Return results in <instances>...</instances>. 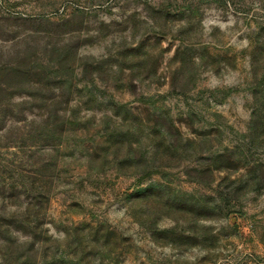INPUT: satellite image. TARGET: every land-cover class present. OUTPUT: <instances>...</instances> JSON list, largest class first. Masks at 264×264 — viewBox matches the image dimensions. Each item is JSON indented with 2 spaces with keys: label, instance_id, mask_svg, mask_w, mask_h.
I'll return each mask as SVG.
<instances>
[{
  "label": "rangeland",
  "instance_id": "rangeland-1",
  "mask_svg": "<svg viewBox=\"0 0 264 264\" xmlns=\"http://www.w3.org/2000/svg\"><path fill=\"white\" fill-rule=\"evenodd\" d=\"M0 264H264V0H0Z\"/></svg>",
  "mask_w": 264,
  "mask_h": 264
}]
</instances>
